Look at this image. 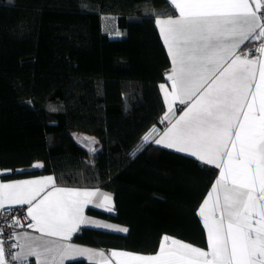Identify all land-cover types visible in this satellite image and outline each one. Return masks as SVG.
<instances>
[{
    "label": "trees",
    "instance_id": "16d2710c",
    "mask_svg": "<svg viewBox=\"0 0 264 264\" xmlns=\"http://www.w3.org/2000/svg\"><path fill=\"white\" fill-rule=\"evenodd\" d=\"M156 14L175 10L167 0H0L3 177L51 174L61 186L107 190L114 211L87 214L128 229L83 226L75 243L139 253L158 251L164 236L207 244L197 210L218 169L142 141L164 123L170 59ZM106 17L120 36L104 30ZM73 133L94 138L92 162Z\"/></svg>",
    "mask_w": 264,
    "mask_h": 264
},
{
    "label": "snow or ice",
    "instance_id": "6c2138e0",
    "mask_svg": "<svg viewBox=\"0 0 264 264\" xmlns=\"http://www.w3.org/2000/svg\"><path fill=\"white\" fill-rule=\"evenodd\" d=\"M169 2L179 15L155 18L172 64L167 75L171 91L160 85L168 105L164 120H169L177 103L184 108L174 122L169 120L171 126L163 135L153 139L159 135L154 127L142 141L185 152L219 169L198 211L207 230L208 251L164 236L155 255L113 251L111 257L118 258L116 264H264V43L256 49L260 59L235 55L228 63L246 41L264 37V4L252 0L253 9L249 0ZM52 181L49 176L0 184V210L6 205H28L27 227L41 233L20 234L25 241L20 252L7 253L0 242V264H19L28 256L36 257L38 264H64L65 259L85 254L104 257L42 237L67 240L82 224L128 231L84 217L87 204L113 211L112 197L98 190L54 187L38 199ZM103 264H109L107 258Z\"/></svg>",
    "mask_w": 264,
    "mask_h": 264
},
{
    "label": "crops",
    "instance_id": "0c3cea01",
    "mask_svg": "<svg viewBox=\"0 0 264 264\" xmlns=\"http://www.w3.org/2000/svg\"><path fill=\"white\" fill-rule=\"evenodd\" d=\"M167 2H168V4L170 5L169 0H167ZM249 2H250V4H251V6L253 7V9H255V8H256V5L252 3V0H249ZM171 7H172V6H171ZM172 8H173V7H172ZM173 9H174V8H173ZM175 15L178 16V15H179L178 12H175ZM163 18H167V16H165V17H163ZM156 27H157V25H156ZM157 29H158V32H159V34H160V31H159V28H158V27H157ZM160 37H161V35H160ZM161 40H162V42H163L162 37H161ZM256 40H257V39H250V40L246 41V42H245V43H244L239 49L236 50V52H235V54L233 55V57H231V58L228 60V63L231 62V59L235 58V55H239V56H241V58H244L245 56H247V58H250V59H251V58L260 59V58H261V54H259V55L256 56V57H254V56L252 57V56H248V55H246L245 53H243V49H244L245 47H247V46H251L253 43L256 42ZM163 45H164L165 50H166V52H167V54H168V50H167V47L165 46L164 42H163ZM168 57H169V59H170V67H169L168 72H167V74H166V81H165L164 83H162V84H164V85H165V89H166L167 91L170 92V91H171V82L167 80V75H168V74L170 73V71H171L172 64H171V58H170L169 55H168ZM256 80H257V81L259 80V72H258V71H257V75H256ZM254 88H255V85H253V90H254ZM160 91H161V88H160ZM161 95H162V98H163V101H164V92L161 91ZM170 99H171V98H170ZM164 105H165V112H164V114H163V121H164V123H165V126H164V128H163L162 130H161V129L158 130L157 128H155V129L157 130V133H158L159 135L154 136L153 139L159 138L160 135H163L164 131H166V129H167L168 127L171 126V125L169 124V120H171L172 122H174L175 119H176L177 117H179V115L181 114V113H180V109H183V108H184V105H179V104L177 103L176 105L173 106V107H174V112H173L172 114H169V120H164V115H165V113L168 111V105L165 104V101H164ZM152 129H153V128H150L145 134H147V133H148L150 130H152ZM149 143L156 145L155 143H152L151 141H150ZM147 144H148V143H147ZM157 146H160L161 148H164V149H167V150H170V151H174V152H176V153H180V154H183V155L190 156L189 154H187V153H185V152H177V151H175V149L165 148V147H163L162 145H157ZM190 157H192V156H190ZM193 158H195V157H193ZM195 159H196V158H195ZM198 161H200V160H198ZM200 162L203 163L202 161H200ZM35 165H36V163L33 164L32 167H35ZM207 165H209V164H207ZM211 166H214V165H211ZM214 167H215V166H214ZM217 169H218V168H217ZM7 173H8L7 170H0V184H3V183H16V182L29 181V180H43L44 178L51 176V177L53 178V181H52L51 183H49L48 187L45 189L44 192L41 193V195H40V197H38V199L42 198L44 195H47V193H48L49 191H52L54 187L65 188V189L89 190V191H97V190H98L99 192H102V193L108 194V195H110V196L112 197L111 205H110V206L113 208V211H114V198H113L112 193L109 192V191H107V190H104V189H101V188H98V187L61 186V185H58V184L56 183L55 177H54L53 175H51V174H39V175L21 176V177H16V178H4L3 176L6 175ZM218 177H219V169H218V174H217V177H216L214 183L216 182V180H217ZM214 183H213V184H214ZM213 184H212V185H213ZM211 190H212V186L210 187V189L208 190L207 194L205 195V197L203 198L202 202L200 203L197 212L199 211V208H200L201 204L203 203V201H204L206 198H208V194H209V192H210ZM213 198H215V194H213ZM20 206L25 207L26 212H27L28 205H6L5 208H15V207H20ZM89 207H93V208H96V209H100V210H104V211H106L105 208H103V207H99V208H98V207H95L94 204H87V205L84 206L83 215H84V217H86L88 220H95V221H98V222H100V223H105V221H106L105 224H111V225L113 224L114 226H119L120 228H127L126 226H123V225H116V223H114V222H112V223H107L108 220H104V219H101V218H97V217H95V216L88 215L86 211H87V209H88ZM210 207H211V201H210V203H209V208H210ZM113 211H112V212H113ZM107 212H108V211H107ZM198 216H199V215H198ZM199 218H200V220H201V222H202V224H203V220H202V218H201L200 216H199ZM108 222H111V221H108ZM83 226L94 227V226H92V225H90V224H82V225H80V227H83ZM80 227H79V228H80ZM95 228H96V227H95ZM111 231H113V230H111ZM205 231H206V239H207V230L205 229ZM115 232H116V231H115ZM22 233H28V234L31 235L32 237L41 236V233L35 231L33 228H30V229H28V230H16V231L14 232V234H13V236H15V239H13V240H14L15 244L17 245V247L14 249L13 253H14V252H20V251H21L20 245H22V244L25 243L24 239H23V238L21 237V235H20V234H22ZM74 233H75V232H74ZM74 233H72L71 236H70V238L67 239V240H64V239H62L61 237H55V236H52V237L44 236V237H42V238L45 239V240L55 241V242H57V243L70 244V245H73V246H75V247L84 248V249H89V250H92L93 252H100V253H103V254H104V257H99V256L89 257L87 254H85L84 256H77V257L74 258V259H85V260L91 261V262H93V263H95V264H103V261H104L105 258L108 259L109 264H116V261H117L118 258H112V257H111V253H112L113 251H117V252H127V253H131V254H134V255H155V254H157L158 251H159V250H158V251H156V252H154V253H139V252H132V251H128V250H122V249H103V248L90 247V246H86V245H82V244H78V243L73 242L71 239H72ZM121 233H123V232H121ZM169 238H171V239H176V240H179V241H181V242H183V243L190 244V243H188V242L182 241V240H180V239H178V238H175V237H171V236H170ZM0 242H2V239H1V238H0ZM168 243L170 244V240H169ZM190 245H191V246H194V247H197V248H200V249H202V250H204V251H208V239H207V244H206L205 247H200V246H197V245H194V244H190ZM69 260H72V259H65V260H64V264H65L66 261H69ZM20 262H21V264H38L37 258L34 257V256H28L25 260H22V261H20Z\"/></svg>",
    "mask_w": 264,
    "mask_h": 264
},
{
    "label": "built area",
    "instance_id": "2783aa9c",
    "mask_svg": "<svg viewBox=\"0 0 264 264\" xmlns=\"http://www.w3.org/2000/svg\"><path fill=\"white\" fill-rule=\"evenodd\" d=\"M261 3L264 4V0H261ZM258 31L259 30H257V35ZM261 43H264V37L257 39L256 42L251 46L245 47L243 49V53L252 57L258 56L260 53L257 52L256 49L260 46ZM14 221H18L19 223H15ZM29 223H31V219L30 217H28V213L23 206L15 208H5L3 210H0V237L7 253H13L15 249L11 248V245L15 244L13 240L14 232L16 230L30 229L29 227H27ZM11 264H17V262L13 261L11 262Z\"/></svg>",
    "mask_w": 264,
    "mask_h": 264
},
{
    "label": "rangeland",
    "instance_id": "374dc122",
    "mask_svg": "<svg viewBox=\"0 0 264 264\" xmlns=\"http://www.w3.org/2000/svg\"><path fill=\"white\" fill-rule=\"evenodd\" d=\"M103 28H104V30H106V31L109 33V35H110L111 37H113V36H118L116 33L119 32V31L116 30V28H115V26H114V22H113V20H112L111 18L106 17V18L103 19ZM120 35H121V33H120ZM120 35H119V36H120ZM164 126H165V124L162 125L161 130L164 128ZM158 130H160V129H158ZM72 135H73V137H74L78 142H81V141H82V142L85 144V148L87 149V152H88V160H89L90 162H92V161L94 160V157H93L92 152L89 151V148H91L93 145H96V142L94 141V142H91V143H90L89 140L84 139L85 137H87V138H90V137H91V136L86 135V134H80V135L77 136L76 133H73ZM82 142H81V143H82ZM36 164L41 165V162H36ZM98 188H99V187H98ZM105 223H106V221H105ZM107 223H112V222H108V221H107ZM112 225H113V224H112ZM116 225H120V224H116ZM115 227H119V226H115ZM26 230H28V229H26ZM105 230H108V229H105ZM116 232H117V231H116ZM0 238H1V237H0ZM19 263L21 264V262H19Z\"/></svg>",
    "mask_w": 264,
    "mask_h": 264
}]
</instances>
